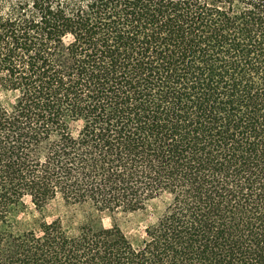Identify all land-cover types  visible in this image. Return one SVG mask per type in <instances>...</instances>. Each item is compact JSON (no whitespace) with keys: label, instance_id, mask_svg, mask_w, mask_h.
Masks as SVG:
<instances>
[{"label":"trees","instance_id":"trees-1","mask_svg":"<svg viewBox=\"0 0 264 264\" xmlns=\"http://www.w3.org/2000/svg\"><path fill=\"white\" fill-rule=\"evenodd\" d=\"M0 264H264V0H0Z\"/></svg>","mask_w":264,"mask_h":264},{"label":"rangeland","instance_id":"rangeland-1","mask_svg":"<svg viewBox=\"0 0 264 264\" xmlns=\"http://www.w3.org/2000/svg\"><path fill=\"white\" fill-rule=\"evenodd\" d=\"M26 204L27 208L22 210L17 218L23 227L33 225L35 220L40 218L52 220L58 216H62L64 223L74 231L77 225L84 219L85 213L88 210L85 207L65 205L59 200L48 203L40 210L33 205L29 198L26 199ZM162 204V199L158 198L153 200L146 209L130 213L120 212L117 214L123 231L134 243L141 241L146 225L153 221L156 212L161 208ZM103 221L105 225H111L109 215H103Z\"/></svg>","mask_w":264,"mask_h":264}]
</instances>
